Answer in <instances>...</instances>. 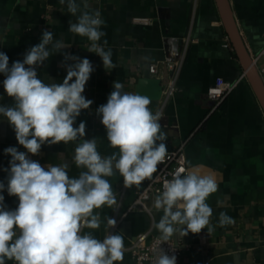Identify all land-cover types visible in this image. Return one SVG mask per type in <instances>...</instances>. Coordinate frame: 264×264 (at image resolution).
Returning <instances> with one entry per match:
<instances>
[{
  "label": "crops",
  "instance_id": "1",
  "mask_svg": "<svg viewBox=\"0 0 264 264\" xmlns=\"http://www.w3.org/2000/svg\"><path fill=\"white\" fill-rule=\"evenodd\" d=\"M89 2L100 10L105 21L101 30L106 35L99 43L106 51L111 50L114 69L107 71L101 57L88 51L91 42L86 37L68 31L69 20L75 23L76 18L66 13V9L60 11L59 0H0V52L9 57V67L14 61H22L27 50L40 43L44 30H50L54 39L69 46L62 53L50 55L38 68V76L45 82L50 77L52 82L62 83L67 75L65 63H76L65 61L64 53L89 59L94 71L82 95L93 103L89 109L81 110L74 126L84 121V139L96 138L97 150L107 156L118 149L110 147L96 109L107 103L114 82L121 83L125 92H135L141 77L161 79L164 85L169 75L163 62L165 38L190 34L179 90L164 109L161 130L167 136V150L184 144L187 163L205 165L218 174V191L207 200L213 209L210 226L198 234L189 232L183 238H172L181 244V264H264V109L230 41L216 1ZM230 4L243 40L259 68L264 65V0H230ZM135 17H147L151 22L135 23ZM153 63L158 65L155 74L149 72ZM4 79L0 73V105H10L14 101L4 90ZM219 80L237 85L216 105L208 96V88ZM151 101L149 107L155 113L160 99ZM8 147L27 152L16 140L13 127L0 115V182L5 184L0 195L5 197L7 209L14 210L18 198L9 196L6 190L5 170L10 168L11 156L4 150ZM75 147L76 142L44 144L39 155L28 153V157L46 168L52 165L46 155L53 152L57 155L56 165L68 162L70 177H76L83 169L72 161ZM106 179L113 186L117 205L94 210L100 214V228L84 229L101 240L108 230L106 218L113 219L116 212L124 214L151 178L131 187L124 185L118 172ZM221 212L234 222L221 226ZM161 215L152 206V214L133 210L124 216L115 232L124 236V259L119 264H135L128 248L137 235L149 231L160 236L153 216L158 221Z\"/></svg>",
  "mask_w": 264,
  "mask_h": 264
},
{
  "label": "clouds",
  "instance_id": "2",
  "mask_svg": "<svg viewBox=\"0 0 264 264\" xmlns=\"http://www.w3.org/2000/svg\"><path fill=\"white\" fill-rule=\"evenodd\" d=\"M60 11L76 18L69 20L68 31L86 37L91 43L89 52L97 54L104 68L110 72L116 65L111 50L99 43L106 34L99 9L89 0H59ZM106 44L107 41L105 40ZM69 46L54 39L50 30H44L40 43L24 54L22 61L9 67V57L0 52V73L3 87L14 101L0 105L4 116L15 131L19 145L4 150L11 156L7 176V193L18 198L14 210L7 209L0 195V264H119L124 259V236L112 234L116 220L107 217V234L96 238L84 229H99L101 217L94 210L117 205L113 186L106 177L118 172L126 187L139 186L157 172L158 165L168 155L167 136L161 128L162 113H153L148 96L123 91V85L114 82V90L107 103L96 109L106 129L110 147L118 149L102 156L97 150L96 138L84 139L86 123L75 127L81 110L89 109L93 101L82 93L94 71L89 59L64 53L67 75L62 83L45 82L38 76L53 53H62ZM75 78V79H73ZM76 142L72 161L83 169L70 177L69 163L60 162L45 168L28 153L39 155L42 145ZM5 184L0 182V192ZM218 191V174L205 165L190 162L179 167L165 180L162 190L153 200V207L162 213L159 220L153 216L159 239L168 241L173 236L183 238L198 234L210 226L213 215L208 198ZM225 212L219 214L221 226L233 223ZM153 264H177L175 255L169 256L159 247Z\"/></svg>",
  "mask_w": 264,
  "mask_h": 264
},
{
  "label": "built area",
  "instance_id": "3",
  "mask_svg": "<svg viewBox=\"0 0 264 264\" xmlns=\"http://www.w3.org/2000/svg\"><path fill=\"white\" fill-rule=\"evenodd\" d=\"M135 23L150 24L151 19L147 17L133 18ZM191 42V36H175L169 35L164 42V65L169 75L167 82L164 84L160 105L157 111L163 114L167 103L174 97L179 90V79L186 60L187 51ZM158 70L157 63H153L149 67V72L155 74ZM259 73L264 81V65L258 68ZM237 82L219 80L208 88V96L220 104L226 96H228L236 87ZM187 165L184 144L175 149L168 150V155L157 168V172L153 174L149 182L140 190L135 200L128 207L124 214L116 212L113 219L116 220L115 227L109 229L110 233L115 234L124 216L133 210H140L152 214L151 200L162 190L165 180L172 177V173L179 167ZM107 234V232H106ZM105 234V235H106ZM104 238V237H103ZM159 247L163 249L169 256L177 257V264H181L182 248L181 244L170 238L168 241H161L159 235L151 234L149 231L137 235L130 243L129 250L135 261V264H153L158 255Z\"/></svg>",
  "mask_w": 264,
  "mask_h": 264
},
{
  "label": "water",
  "instance_id": "4",
  "mask_svg": "<svg viewBox=\"0 0 264 264\" xmlns=\"http://www.w3.org/2000/svg\"><path fill=\"white\" fill-rule=\"evenodd\" d=\"M223 25L245 70V74L264 109V81L259 73L258 67L252 55L250 54L243 37L237 25L230 0H215ZM163 81L158 78L141 77L135 88V92L140 95L148 96L151 100H159L163 92ZM57 155L49 152L46 160L51 162L53 166L57 163Z\"/></svg>",
  "mask_w": 264,
  "mask_h": 264
}]
</instances>
